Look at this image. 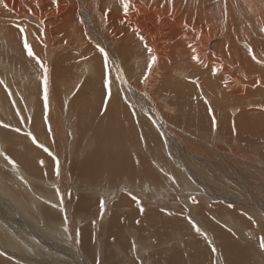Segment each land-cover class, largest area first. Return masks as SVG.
Returning <instances> with one entry per match:
<instances>
[{"label":"bare ground","instance_id":"bare-ground-1","mask_svg":"<svg viewBox=\"0 0 264 264\" xmlns=\"http://www.w3.org/2000/svg\"><path fill=\"white\" fill-rule=\"evenodd\" d=\"M30 1H32L31 5L29 3L27 4L26 2H21V7L16 11L9 5L6 6V8L4 7V11H6L7 13L9 12L12 15V18H18L20 20L19 22L16 21V27L19 26L20 28H24L28 42H32V47L36 48L37 52H42L40 56L45 60L43 62L44 67L51 68L50 63H52L56 51L57 59L61 60L60 50L55 48V46L53 47V45L55 44L58 45L55 39L60 40L64 46H67L68 44H80L79 41L81 40V36L83 35L84 38H87L88 42L90 41L92 43L88 47L92 48L91 52L95 56L96 64L94 68H96L97 73L95 76L97 79H101L103 70L101 64H103V59L100 55H98L99 50L96 46H100L101 48L105 49H109L111 48V46H113L115 52H108V54L110 55L109 63L114 67V76L118 78V70L119 72H121L120 70H122L123 64L124 68L126 69V74L124 73V75L126 76L127 80L129 79L128 77L131 76L127 83H124L121 80L123 83V94L125 97H132L141 106L139 107L138 104L133 102V104L138 107L136 109H133L130 106H127L125 102L117 99V97L116 99H110L112 102L109 103L108 106H111L112 110L106 113L107 115L102 116L99 121H97L98 119L96 118L100 117L101 113L96 115L94 114V111L90 112V115L88 116L90 120L89 129H92H87L86 132L84 131V134H86L85 137H87V133H89L90 131L92 132L94 128L97 134L93 131V134L91 133L92 137H90L89 139L87 137V142L83 141L84 138L81 135V132L79 136L78 132L76 131V125H79V123L82 124L88 119H86L81 114H77V109H75L77 111H74V115H72V118L77 121L76 122L73 120L74 122H76V125L74 123L70 124V121L67 120L66 117L72 110L71 106H74V108H78V105H82L86 102V105L90 108L91 106H93V102L97 104L96 99L92 96V94L100 83L98 84L93 82L94 80H92V78H90L89 80H86V78H84L82 80V77L83 75H85V73L81 75L82 77L80 76L81 79L79 77L69 78L66 69L64 72L63 65L62 67L56 66V72L53 71V74H51V78H58L55 83V80H49L48 78H46L47 72L45 73L41 65L39 63H36L37 67L39 66L38 69H40L37 77L41 75L39 77L41 79V84H37V90L35 91L38 95H40V93L43 94L42 98H36V101L39 102L41 107L42 119L44 118V120H41L42 122L39 120V118H41V113L38 109L40 108L39 105H37V103H34V105L33 103H31V100H28L27 103L30 102V104H32L30 106L36 107V111L34 116L32 117L33 120H31V123L32 121L37 122L38 120L43 123V125L41 123L37 124H41V126H43L42 128L45 130L49 138L48 140H50V142H48L46 141V138L44 142L50 143V147L53 151V154L51 155H54V159L53 161H51L50 158V163H48L47 160L49 159H47L46 157V161H44L48 164H46V167H44L45 169H42L38 168V164L34 163L32 160H27L26 158H24V154L22 155V152L20 154L16 149V151H14L11 146L9 149L11 152L5 151V153L11 154L14 151L17 154L16 157L19 160L13 157L15 155L14 153H12L11 156L22 163L26 168H29V170L31 171L30 173L34 174L35 176L41 177V173L43 171L46 172V175H43L44 177L42 178L46 177L45 181L47 183V187L43 188L44 191L42 193L40 191V197L43 200L45 199L46 202L47 200H56L57 197V204H55L54 201L52 204V208L48 203H45V205L47 204L48 208V214L46 216L48 222L49 219L51 221H54L55 219L57 220L60 216L61 219L62 217L67 218L69 216L70 211L72 210L68 202V192H70V198L74 202V204L72 203L70 205H73L71 206L72 208L75 207V213L73 215L75 216V218L72 220V222L70 221V223L67 220V226L63 224V222L61 223V225L57 222L58 224L56 225L57 229L61 232V234L59 233L61 236H71V239L69 237V242H71L73 245L70 244L71 246H69L71 248H75L76 252L77 250H79L80 252V247L77 245L78 238H76V233L79 230L85 233L86 231L83 229H88L94 235H96L101 243L100 244L98 242L99 246H103L101 237L96 232V222L91 220V218L98 219L99 216L105 217L106 213L110 210L113 212V207L108 206L112 203L111 198H123L124 196H126V193L131 186L140 187V190L137 191V196L139 194H147L143 193V189H145L146 191L151 190L149 198L145 196H143L142 198L145 200V202L147 200H151L158 205H160L161 200L163 202L167 201L165 199L164 193L163 195L161 194L160 188L167 187L169 189H172L173 191H178L176 186H178L179 184L186 188L187 192L189 191V188L186 187L190 183L189 179L187 180L186 174L182 172L183 170L181 171L179 167H175L172 164V161L167 160V155L163 153L165 151L161 149L160 142H158L160 137L153 127V124L150 123V121H152V123L154 124L168 128L173 127L172 123L176 124L177 122H184L187 119L190 127V123H198L197 126L200 123L202 126H199V129L201 128L202 130H205V132H208L207 134L210 133L211 136L214 137V139L222 138V159L218 156H215L214 154H206L209 159H213L214 164L217 159H221L219 162L222 163V168L220 167V169H222V178L216 175V178H210L211 175L207 176L204 173V169L201 166L195 164L194 160L180 154L182 151L180 153L177 151L179 147L177 149L174 148L175 150H173V153L175 154L174 157L176 159L178 155H181L185 158V163H188L192 167L193 165H195V167L199 168L202 177H207V181L209 183L218 187V189L222 191V194H226L228 196L227 198L221 197V194L218 195V193L213 192V190L207 191L204 187L206 193L208 194H206V198H202L200 195H198L197 197L204 203L208 202L210 199H218L220 200V202H222V212L216 210L215 208H212V206L208 207V205L207 209H202V207L201 209L207 213V222L209 220L210 222L214 223L218 220L219 224L222 223V227L226 224L229 232L221 229L220 227H217L215 223L210 228V223H208V227H205L211 233L214 232L216 234V240L206 241L204 235L202 236L201 234L197 233V231L193 229L188 222H182L179 219H176L177 217L175 218L176 220L173 218H169V216L174 217L173 210L165 213L167 215L156 212L154 210L155 208H147L149 211H143V213H141L137 202L131 197V199L129 200L131 208L126 217H123L119 214L116 215L113 212V235L116 234V241L117 239H119V241L121 242H116L114 244L113 240H111L110 243L106 241V246L104 248L102 247L103 253L109 255L110 257L109 249H112L114 251L116 250V248L123 250V252L121 251L122 253H118L117 260L111 264H213V262L219 264L218 261L220 262V264H264V255L260 253L258 248H252L251 246L253 241L254 243L256 242L255 245H259L260 240L256 241V238L260 235L257 234L260 233L258 231L259 227H261V224L263 225L262 227H264V155L261 151H258L264 149V40L261 38V36H259L260 31H257V28H261L260 23L264 18V0H239L240 8L235 7L236 11L241 10V14L243 12V9L247 11L248 14V16L243 15V17H238L239 15L237 16L242 25V35H246V37L249 36L250 32H248V30H250L252 34L259 37L257 38L259 39L257 41H255L253 38V40H251L250 38H239L235 32L239 28L238 26H236L238 27L236 30L232 29L233 21H230L231 16H228V14H231V11H227L231 7V3L229 0H225V2L224 0L222 1L224 3L221 5V8L222 10L224 9V11L220 10L222 13L220 15L218 13V15H215L217 16L215 18L219 19L218 26L213 22V19L215 18L214 16H212L213 14L211 15V12L208 10V8L202 7L203 5H200V0H190V2L193 3L192 6L194 8L192 9L193 16L191 14L192 17L190 16V18H188V15L185 14V16H182L180 11L181 9L179 10L176 5V0H128L130 8L127 15H125L122 10L121 0H63L67 2V6L69 4L71 5V7L73 5L77 7V5L81 3L80 5L83 7V12L81 13V15L85 18L84 22L86 25H84L86 28L82 26L83 22L78 21L77 14H74L71 18L67 15L69 17V19L66 20L68 25L65 24V29H60V32L57 31L58 29H56L58 33H55L56 31L50 32L51 29L49 25L51 23H47V19H44L45 17H40L43 10L41 5V2L43 0L41 2L39 0ZM38 1L40 3L39 6L36 5ZM61 1H57L56 5H59L58 3ZM8 2L9 4H11V0H8ZM49 2L51 4V1ZM187 2L189 1H186V3ZM28 5L34 7L35 9H30ZM56 5L53 4V6ZM80 9L81 8L79 7V11ZM105 13H107V15H105ZM249 16L254 17L253 19L256 20V26L254 23V25L252 26V22ZM87 20L92 21L94 27H92L91 25L92 22L88 23ZM74 22H78L77 24L79 26H76L77 29L72 27ZM119 22L120 25H118ZM16 27L11 24H0V29L5 28L4 30L2 29L3 33L5 31L6 36L11 37L12 39L16 38L15 42H17V39L19 37L18 31L20 29H17ZM112 29H114V31H111V33L110 30ZM37 35H39V37ZM5 43L7 44L6 40ZM9 48H11V46ZM66 48L68 49V47ZM21 52H23V50ZM152 56L156 57L155 62H152ZM253 56H255V59H253ZM75 57L78 59L81 58L82 60L84 59V56L80 53H78ZM0 60H2V58ZM46 60L49 61L46 62ZM117 63H119L120 66H118ZM149 64H151L150 69ZM1 65L2 63L0 64V66ZM133 66L134 71L130 70ZM1 67L3 68V66ZM85 68L87 71L90 69L89 65H86V67H84L83 69ZM41 71L43 72V74L40 73ZM44 76L47 81L51 83L50 87L47 82L48 100L46 108L44 104ZM138 76L140 77V80H142L145 76L147 77V79L144 80V83H140V90L137 87L135 89V85H133V81H135ZM161 77H163L164 80ZM67 79H71L69 83L67 82ZM81 80L84 81V83L82 85H79L78 82ZM159 82H162L164 83L163 85H166L164 89H160L159 91L163 90L167 93H174L176 95L174 102H179L180 100V112H177L175 110L176 113H180V119L171 116L169 113V115L167 113L165 115H162V110L164 108H167L169 111H171L172 106L169 104L171 100L166 99V96V98L161 97L162 95L160 94V92L155 91L156 89L160 88L158 87ZM62 84H64V87L62 86ZM78 85L79 88H77ZM113 87L114 86H112V88ZM17 88H19V86ZM76 89L77 92L75 93ZM15 92L17 91H11L13 96L16 97L17 93L15 94ZM73 92L75 94L71 99L70 95L73 94ZM5 94L6 92H4L0 86V96L2 98H5ZM9 95H11L10 91H8L7 97H10ZM24 95L26 96L25 93ZM28 97L29 99L31 98L30 96H27V99ZM34 97L33 100L35 99ZM98 98H101V95H99ZM21 99H23V97ZM15 100H17L18 102V99ZM23 100L21 101L23 102ZM63 100L66 102L65 104H67L68 102V105L66 107L67 110L65 113L62 111L64 108L61 109V106L63 107L64 103ZM162 100L163 102L161 103H163V105L160 106L161 108H159V106L157 105H159V102ZM12 101H14V99ZM10 105H13L12 102H10ZM28 105L26 106L27 108ZM30 106L29 108H31ZM17 107L21 109L20 107L22 106L17 105ZM19 109L16 110L19 111ZM145 109H147V113ZM214 109H216V111H214ZM24 113H26V111ZM163 113L165 112L163 111ZM23 114L22 117L24 119L27 118L24 117ZM182 115H184V118L182 117ZM90 117H92V119H90ZM181 117L183 119H181ZM16 118L18 119V116ZM121 119H123V122L120 121ZM24 122L26 121L24 120ZM31 123L29 122V124ZM86 123H84V125ZM213 123H222V137L218 133H216V131L213 132ZM19 124L24 123L22 122ZM29 124L26 126H29ZM35 124H33V127ZM69 124L70 126L72 125L74 127L73 131L76 132L73 135H71L72 133L70 134L72 129L68 130V128H70ZM182 125L183 128L188 129V127H186L184 124H181V127ZM82 126L80 127L81 129ZM29 127H31V125ZM20 128L22 127L20 126ZM34 128L29 129L35 131ZM80 128L79 130H77L80 131ZM43 129L40 130L39 126L37 128V130L39 131H43ZM24 130H26V128ZM168 130L171 129L168 128ZM7 131L8 130L0 128V136H2L4 143L11 142L9 141V139H14L13 137H16L15 135L12 136L11 131L10 133H8ZM98 136H100L102 141L99 143V145H96L95 143ZM44 137L42 139H44ZM38 138H40V136ZM199 138H201V134ZM14 140L16 141V139ZM130 140L134 141H131L128 144ZM140 140L142 141L141 153L139 155V161L134 165L133 161L130 160V157L126 156V153L128 149L134 151L135 146L138 147ZM242 142L249 143L245 145ZM4 143H1L3 152L6 145ZM81 143L83 145L82 148ZM206 143L209 144V141H206ZM43 145L45 144L43 143ZM70 145L72 146L70 147ZM7 146H9L8 143ZM21 146L22 145H20V149L23 151ZM198 146L199 144L197 145V147ZM170 147H174V145H170ZM170 147L168 146V148ZM113 148H115L116 150L113 151ZM157 149L161 152L160 156L164 157V160L163 158L161 159L160 157H156L158 156L156 154V152H158ZM25 150L26 149L24 148V151ZM203 150H201V152ZM152 151L155 152V154H153ZM36 152H39V156L41 157L44 153V151H42V153L37 150ZM65 152L68 155H66ZM124 154L125 157L123 160L122 156H124ZM65 155L67 156L66 158H64ZM49 156L50 155H48V158ZM117 156L120 157L117 159ZM5 157V155L2 156V154H0V192L11 191L13 187L12 181L18 176V173L12 170V168H15V166L10 163V160V162L8 160H5ZM133 158L136 160L135 153H133ZM66 159L69 160L70 163V165L68 164L70 166L68 172L73 176V178L70 180H68L67 177L68 172L66 173V170H64V164H67ZM129 161L133 164V166L129 163ZM244 164L247 167H244ZM57 165L59 167V175H57ZM68 165L66 167H68ZM157 165L159 167H156ZM62 167L63 170H61ZM86 167L89 168V170L93 174L100 176L91 174ZM97 167H103L102 171H99ZM105 167L108 168L107 172L105 170ZM150 167H152L153 171L150 169ZM16 170L18 171L19 169ZM25 170L26 169L24 168V171ZM84 170L89 174V178L93 180H97L100 177H103L94 187V197L92 202L89 201L86 188L89 182L87 173ZM110 171L125 173L128 176L132 177L134 182H127V179H124L125 181H117L116 183H114L109 180L110 175L103 174ZM160 172H165V175L170 176V178L167 179L166 177V179H164L165 185L161 183L162 186L159 187V184L154 182L160 181V176L157 174ZM148 173L150 175H153V177L156 178V181H148L147 183H149V185L142 186L141 183H144L146 181L140 182L141 179L137 176L139 174L145 175ZM54 176L55 178L52 179ZM62 176L63 180L62 182H60L59 180ZM180 179L184 181L183 183H185L186 186L180 183ZM203 179L206 181L205 178ZM230 180L238 182V184L234 182L231 183ZM202 182L205 183L204 181ZM50 183L52 184L51 186H49ZM113 183L114 185H109ZM17 184L19 183H14V186H16ZM118 188L122 189V191L117 190ZM57 190L59 191V195H57ZM197 191H195L196 194ZM199 191L201 194L205 192H202L201 190ZM7 195H10L13 199H15L17 193L14 190L12 193L6 194L5 196L7 197ZM189 196L190 193L186 196L182 195L183 199L181 200L184 203L183 205L190 207L189 210L191 214H189L191 216L189 217L191 218V220L194 222H200V217H197V215L193 212L197 211L196 208H198L199 204L196 206L195 204L197 203L194 204L192 202H188ZM246 196H249V200H246ZM29 198H32L31 195ZM101 199H105L106 201L103 211H101L100 208ZM241 199L246 201L241 202ZM25 202H28V200H25ZM220 202L213 204L221 206V204H219ZM227 202L233 203V205L235 206L227 205ZM14 203L22 205L24 204V201L14 200ZM227 206L233 208H228ZM239 208L247 213L249 215V219L252 220L250 226L244 230L239 226L236 220ZM2 209H4V207ZM21 209L22 211L27 210V208ZM51 209L56 210H54V212L52 211V213ZM201 209L199 208L200 211ZM62 210H65L68 213H64ZM62 212L66 215H61ZM72 214H70L71 217ZM195 216L197 218H194ZM84 217L88 218L85 219ZM136 221H139V223L137 224ZM17 224L18 223L12 219H8L7 221L0 220V253L3 254L5 252L8 255L25 261L24 264H47L48 262H50L52 260V256H54V252L59 250V247L56 245L52 246L43 239H40V242L43 243L41 244L44 246V248L50 245L52 248L54 247L56 249L54 251H51L49 249V251H46L43 249H39L37 246L29 245L27 241H25L23 238H21L20 235H18L19 230L17 228ZM204 224H206L205 221L204 223H202V225L204 226ZM65 227L68 228L67 231H65ZM135 229L139 231L137 232L139 239L136 237V243L139 244L140 247L136 251V254L134 253V251L132 252L130 248L129 250L134 253L130 254L128 253V248L130 246L124 245L126 241H124L123 237H125V233L129 235V231L135 232ZM28 230L30 232L32 231L31 229ZM254 230H257V232ZM53 234L57 236V232L54 231ZM131 235L135 236V234ZM160 235L167 240L169 238L174 239L176 241V244L174 246H170L168 245V243H163L166 246L164 250L156 251L153 257L147 258L141 251L143 250L142 242L144 241L146 243H150V241L154 242V240L159 241L158 238ZM261 235H263L264 239V229ZM79 239L81 242L83 241L81 247L84 249L86 254L88 253V258L93 261L92 263L102 264V255L97 259V253L91 245L92 239L90 232L88 231L85 237L80 235ZM130 240L128 241L129 245ZM242 242H245L246 244L244 245ZM44 243H47V245ZM181 243H183L184 245L180 246ZM37 244L38 243H36V245ZM24 248L38 255L40 259L31 260L29 256H27L26 254H22ZM179 250L181 252H179ZM41 251L46 252V255ZM186 256L188 260L185 259ZM83 260L85 261L86 259L84 258ZM85 264L88 263L86 262Z\"/></svg>","mask_w":264,"mask_h":264},{"label":"rangeland","instance_id":"rangeland-1","mask_svg":"<svg viewBox=\"0 0 264 264\" xmlns=\"http://www.w3.org/2000/svg\"><path fill=\"white\" fill-rule=\"evenodd\" d=\"M21 0H11V4H9V2H8V0H0V24L1 23H3V24H11V25H14L15 27H16V21L17 22H19L20 20L18 19V18H12V15L8 12H6V11H4V9L6 8V6H11L15 11L16 10H18V8H20L21 7V5H20V3L21 2H23V3H29L30 5H31V3H32V1H30V0H22L21 2H20ZM28 1V2H27ZM40 2L42 1V0H39ZM39 1H38V3L36 4V5H40V3H39ZM49 1H51V4H52V6H51V4H50V2ZM57 1H59V0H55V2L54 1H52V0H43L42 2H41V5H42V13H41V15H40V17L41 18H44V19H47V23H51L50 25H49V27H50V32H55L56 31V29H58L57 31H59L60 29H65V26L66 25H68V23H67V19H69V17L71 18L74 14H77V17H78V21H80V22H83V27L84 28H86L85 27V18L81 15V13L83 12V7L80 5L81 3H79V5H77V7L76 6H72L71 7V5H69L68 4V6H67V2H65V1H61V2H59L58 4L59 5H56L57 4ZM186 1H189V2H187L186 3ZM223 0H200V5L202 6V7H206V8H208V10L211 12V15L212 16H214V18L215 17H217V16H215V15H220L222 12L220 11V10H222V8H221V5L225 2V0H224V2H222ZM230 1V3H231V7H230V9H228L227 11H231V14H228V16L231 18V20L230 21H233L232 22V29H234V30H236L238 27V29L235 31L236 32V34H237V36L239 37V38H242V39H247V38H250L251 40H255V41H257V40H259V39H257V38H259V37H257V35H254V34H252V32L250 31V30H248V32H250V35L249 36H247L246 37V35H242V31H243V29H242V25H241V22H240V20L238 19V17H243V15L244 16H248V14H247V11H245L244 9H243V12H242V14H241V10H238V11H236L235 10V7H239L240 8V4H239V0H229ZM2 2V3H1ZM44 2V3H43ZM53 2V3H52ZM176 2V5H177V7L179 8V10L181 11V14H182V16H185V15H188V18H190V16H191V14H192V16H193V10L192 9H194L193 8V3L192 2H190V0H176L175 1ZM211 2V3H210ZM215 4H214V3ZM222 2V3H221ZM233 2H234V4H233ZM219 3V4H218ZM44 4V5H43ZM45 4H46V6H45ZM53 4L54 5H56V6H53ZM61 4V5H60ZM30 5H28V7L30 8V9H35L34 7H32V6H30ZM179 5V6H178ZM186 5V6H185ZM233 5V6H232ZM59 6V7H58ZM65 6V7H64ZM5 7V8H4ZM44 7H46V8H44ZM79 7L81 8L80 9V11H79ZM243 7V6H242ZM221 8V9H220ZM63 9V10H62ZM184 9V10H183ZM47 11V12H46ZM66 11V12H65ZM222 11H224V9L222 10ZM53 12V13H52ZM57 12V13H56ZM65 12V13H64ZM213 12V13H212ZM233 12V13H232ZM240 12V13H239ZM45 15H44V14ZM46 13H48V14H46ZM79 13V14H78ZM216 13V14H215ZM218 13V14H217ZM185 14V15H184ZM241 14V15H240ZM51 15V16H50ZM69 17H68V16ZM233 15V16H232ZM239 15V16H238ZM14 16V15H13ZM52 17V18H50V17ZM54 16V17H53ZM191 16V17H192ZM238 16V17H237ZM49 17V18H48ZM61 17V18H60ZM81 17V18H80ZM55 18V19H54ZM64 20H63V19ZM249 18H250V20H251V22H252V26L255 24V26H256V20H254L253 18V16H249ZM14 19V20H13ZM50 19V20H49ZM62 19V20H61ZM49 20V21H48ZM57 20V21H56ZM12 21V22H11ZM14 21V22H13ZM87 22L89 23V22H92V21H90V20H87ZM213 22L218 26V24H219V19L218 18H215V19H213ZM239 22V23H238ZM60 23V24H59ZM62 23H63V25H62ZM78 23V22H77ZM76 22H74L73 23V28H76L77 29V27L79 26L78 24H77ZM238 23V24H237ZM254 23V24H253ZM66 24V25H65ZM76 24V25H75ZM85 24V25H84ZM91 24V23H90ZM263 24V25H262ZM59 25V26H58ZM92 27H94L93 25V22H92ZM118 25H120V22L118 23ZM75 26V27H74ZM77 26V27H76ZM116 26V25H115ZM236 26H238V27H236ZM260 26H261V28L259 27V29L257 28V31L260 33H258L259 34V36H261V38L264 40V32L263 31H261V29L263 28L264 29V18H263V21L261 20V23H260ZM49 27H47V28H49ZM57 27V28H56ZM59 27V28H58ZM234 27V28H233ZM17 29L18 28H20L19 26H17L16 27ZM3 29V28H2ZM0 29V40L2 41H0V44H1V46H0V57L2 58V60H0V62L2 63V65L1 66H3V68L0 66V86H1V88H2V90L4 91V92H6V96H5V98H2L1 96H0V128L1 129H4V130H8L7 132L8 133H10V131L12 132L11 134H12V136H16V137H13L14 139H16V141L18 142H16L14 139H9V141H11V142H6V143H4V140L2 139V136H0L1 138H0V154H2V156L3 155H5L6 157H5V160H10L9 162L11 163V164H13L14 166H15V168H12V170L13 171H15V172H17L18 173V176H17V178L15 179L14 178V180L12 181L13 182V187H12V189H11V191H3V192H0V220H4V221H7L8 219H12V220H14L15 222H17L18 224H17V228H18V232H19V234L18 235H20L21 236V238H23L25 241H27L28 242V244L29 245H34V246H37L39 249H43V250H46V251H49V250H51V251H54L56 248H52L50 245H48V247H45L44 248V246L42 245L43 243L42 242H40V239H43V240H45L48 244H51L52 246H58L59 247V250H57V251H55L54 252V256H52V260L50 261V262H48L47 264H85L86 262L89 264H96V263H92L93 261L90 259V258H88L89 257V255H87L86 253H85V251H84V249L81 247V245H82V243H83V241L81 242L80 241V235H82L83 237H85L86 235H87V233H88V231L90 232V234H91V239H92V242H91V245H92V247H93V249L95 250V252L97 253V259L102 255V261H101V263L102 264H111V263H113V262H115L116 260H117V255H118V253H122L123 252V250H120V249H117L116 248V250L114 251V250H112V249H109V252H110V257H109V255H107V254H105V253H103V251H102V249L106 246V241H108L109 243L111 242V240H113L114 241V244L116 243V242H121V241H119V239H117V241H116V237H117V235L116 234H114L113 235V212L117 215V214H119V215H121V216H123V217H126L127 215H128V213H129V211H130V208H131V206H130V204H129V200L131 199V197L133 198V196H135L137 199H138V201H139V208H140V206H142L143 207V209H144V211H149L147 208H155L154 210L156 211V212H160L161 214H165V213H168V212H170L171 210H173L174 211V217H171V216H169V218H173V219H175L176 217V219H179L180 221H182V222H188L189 224H190V226L193 228V229H195L194 227H193V223H191L190 222V220H189V216H191L190 214V210H189V208L190 207H188V206H184L183 204V202H182V200L181 199H183L182 198V195L184 196H186L187 194H189L190 193V196H189V198H188V202H192V198H195V200H196V203L197 204H195L196 206L198 205V208H196V210L198 211H193L194 212V214H196L197 215V217H200V222H195V225L196 226H198L201 230H202V232L203 233H205L206 234V236L204 235V237H205V240L206 241H215L216 240V234L213 232V233H211L209 230H207V228L205 227V226H207L208 227V223H210L209 225H210V228H211V226L212 225H214V223H215V225L217 226V227H220L221 229H223V230H225V231H228L229 232V230L227 229V227H226V224H225V226H223L222 227V223L221 224H219L218 223V220L217 221H215L214 223H212V222H210L209 220H208V222H207V220H206V212H204V210H202L203 208L204 209H207L208 207H211L212 206V208H215L216 210H219L220 212H222V202H220V200H218V199H210L208 202H206V203H204V202H202L197 196L198 195H200L202 198H206V191H205V189L208 191V190H213V192H215V193H218V195L219 194H221L220 196L221 197H224V198H227L228 196L226 195V194H222V191L220 190V189H218V187H216L215 185H213V184H211V183H209L207 180H208V178L207 177H202V175H201V173H200V170H199V168H197V167H195V165H193V167L191 166V165H189L188 163H185L186 162V160H185V158L183 157V156H185V157H189V158H191L192 160H194V163L195 164H197V165H199V166H201L203 169H204V173L208 176V175H211V177L210 178H212V177H215L216 178V176H219V177H221L222 178V169H220V167L222 168V163L221 162H219L221 159H222V138H220V139H214V137L213 136H211V134L209 133V134H207L208 132H205V130H202L201 128L199 129V126H202L200 123H199V125L197 126V124L195 123V124H192V123H190L191 124V127H190V125H189V123L187 122L188 120L186 119V117H185V121L183 122H177L176 124L175 123H172V126L173 127H168L169 129H171V130H168V128L167 127H164V126H159V125H157V124H154V123H152V121H150V123L151 124H153V127L155 128V130H156V132L158 133V135H159V137H160V139H159V141L158 142H160V145H161V149H163L165 152H163L165 155H167V160L168 161H172V164L175 166V167H179L180 168V170L182 171V172H184L185 174H186V176H187V180L189 179V184H188V186H186L185 185V183H183L184 181H182V179H180L179 181H180V183H182V184H184L187 188H189L188 190L190 191H188L187 192V190H186V188H184L182 185H179L178 184V186H176L177 187V190L178 191H173L172 189H169V188H160V191H161V194L163 195V193H164V195H165V199L167 200L166 202H163L162 200H161V203H160V205H158L157 203H155L154 201H151V200H147L146 202H145V200L142 198L143 196H145V197H150V192H151V190H145V189H143L144 190V192L143 193H147V194H139L138 196L136 195L137 194V191H139L140 190V187H138V186H131L129 189H128V191H127V193H126V196H124L123 198H120V199H116V198H111V204L110 205H108V206H110V207H113V212L110 210L109 212H107L106 213V216L104 217V216H99L98 217V219H92L91 218V220H93L94 222H96V232H97V234L98 235H100V237H101V241H102V243H103V246H99V243H100V240H99V238H97L96 237V235H94L90 230H88V229H83V230H85L86 232L84 233V232H81L80 230L79 231H77V233H76V238H78V242H77V245L80 247V252H79V250H77V252L78 253H80V254H78L77 252H76V250H75V248H71L70 246V244H72L71 242H69V237H70V239H71V236L70 235H68V236H66V235H64V236H61L60 234H61V232L57 229V224L58 223H60V225H61V223L63 222V224H65L64 223V221H65V217H62V219L59 217L58 219H60V220H54V221H51L50 219H49V222L47 221V219H46V216H47V214H48V208H47V204L45 205V203H48L49 204V206L52 208V204H53V202L55 203V204H57L56 202H57V197H56V200L54 199V200H47V202L45 201V199L43 200L40 196V191H41V193L44 191L43 190V188H45V187H47V183H46V181H45V178H42V177H44L45 175H46V172H44L43 170V172L41 173V177H39V176H35L34 174H32V173H30L31 171L29 170V168H26L22 163H20L19 161H17L16 159H14V158H17L16 156H17V154L14 152V151H16L17 150V152H19L20 154H21V152H22V155H23V157L24 158H26L27 160H32L34 163H36V164H38V168H42V169H45L44 167H46V164H48V163H50L49 161H50V158H51V161H53V159H54V155H51V154H53L52 152V149H51V145H50V143H45L44 141H45V139H46V141H48V142H50V140H48L49 138H48V136H47V134H46V132H45V130L42 128L43 126H41V124L43 125V123H41L42 121L41 120H44V118L42 119V111H41V107H40V104H39V102L38 101H36L37 99H41L42 98V93H40V95H38L37 94V92L35 91V90H37V84H41V79L39 78V77H37L38 75L37 74H39V71H40V69H38L39 68V66L37 67V65H36V60L38 59L39 61H41L42 63L45 61L43 58H41V56H40V54H42V52H37V49L36 48H34V47H32V42L30 43V42H28V40H27V43L29 44V46H30V48H31V50L32 51H34L33 53L35 54V58H33V57H29L28 56V49H26V48H24V46H23V38H22V35H24V34H21V33H19L20 31H18V34H19V37H18V39H17V42H15L16 40V38L13 40L11 37H9V36H6V34H5V31H4V33H3V30L5 29ZM55 32V33H58V32ZM111 31H114V29H112V30H110V32ZM2 32V33H1ZM60 32V31H59ZM263 32V33H262ZM112 33V32H111ZM26 34V33H25ZM82 35V34H81ZM3 36V37H2ZM38 37H39V35H37ZM2 37V38H1ZM21 37V38H20ZM82 38H81V40L79 41L80 42V44L79 43H75L74 45H65L66 47H68V49L61 43V41L60 40H57V39H55V41L57 42V44L59 45H53V47L55 46V48H57V49H59L60 50V57H61V60H58L57 59V56H56V53H57V51L55 52V55H54V59L52 60V63H50V65H51V68H46L48 71H47V75H46V78H48L49 80H55L54 82L56 83V80L58 79H54V78H51V74H53V71L54 72H56V70H57V67L56 66H58V67H62V65H63V67H64V72H65V69H66V71H67V75H68V77L69 78H80L81 79V75H83L84 73H85V75H83V77H82V80L84 79V78H86V80H89L90 78H92V80H94L93 82H95V83H100L97 87H96V90L93 92V94H92V96L96 99V103L97 104H95L93 101V103H92V105L93 106H91L90 108L86 105V102L84 103V104H82V105H78V108L76 107V108H74V106L72 107L71 106V108H72V110H71V112H70V114L68 113V116L66 117V119L67 120H69L70 122V124L72 123H76L77 121L74 119V118H72V115H74V111L76 112L77 110H78V112H77V114H81L82 116H84L86 119H88L89 120V115H90V112H92V111H94V114H96V115H98V114H100L101 113V116L100 117H98V118H96V119H98L97 121H99L100 120V118L102 117V116H104V115H107L106 113H108L110 110H112V107L111 106H108V104L109 103H111L112 101L110 100V99H116V97H117V99H119V100H121V101H123V102H125V104H127V106H130L131 108H133V109H136V108H138V107H136L134 104H133V102H135L136 104H138L136 101H135V99H133L132 97H125L124 96V94H123V88H122V85H123V83H122V81H124V79H126L127 80V78H126V76L124 75V73L126 74V69L124 68V66H123V64H122V70H120L121 72H119V70H118V78H116L114 75V67L113 66H111L110 65V63H109V61H108V67H107V71L110 73V79L112 80V86H114L113 88H112V86H111V91H110V94H105V93H107V89L105 88V81H104V79H103V77L101 78V79H97L96 78V68H94L95 67V64H96V62H95V56L92 54V48H89L88 46L90 45V44H92L90 41L88 42V40H87V38H84L83 37V35L81 36ZM3 38H4V40H3ZM12 39V40H9V39ZM253 38V39H252ZM26 39H27V35H26ZM87 41H86V40ZM5 40H6V42H7V44L5 43ZM9 40V41H8ZM21 42V43H20ZM8 43H9V47L11 46V48H9L8 47ZM12 43V44H11ZM20 43V44H19ZM4 44V45H3ZM18 44V45H17ZM24 48H22L21 46ZM85 45V46H84ZM4 46V47H3ZM5 46H6V48H5ZM71 46V47H70ZM83 46V47H82ZM111 46V45H110ZM19 47H21V48H19ZM62 47V48H61ZM82 47V48H81ZM97 48H98V50L101 48L100 46H96ZM112 47L113 46H111V48H109V49H105V48H103V49H105L106 50V52L108 53H114L115 52V50H114V47H113V49H112ZM4 48V49H3ZM7 48H9V49H7ZM17 48V49H16ZM71 48V49H70ZM80 48V49H79ZM86 48H87V50H86ZM36 49V50H35ZM82 49V50H81ZM91 49V50H90ZM3 50V51H2ZM6 50V51H5ZM23 50V52H21ZM90 50V51H89ZM112 50V51H111ZM19 51V52H18ZM67 52V53H66ZM7 55H6V54ZM18 53V54H17ZM20 53V54H19ZM78 53H80V54H82L83 56H84V59L82 60L81 58H76L75 56L78 54ZM11 54V55H10ZM65 54V55H64ZM89 54V55H88ZM98 55H100L101 56V58L103 59V57H102V54H101V52L100 51H98ZM21 56V57H20ZM108 56L110 57V55L108 54ZM5 57V58H4ZM7 57V58H6ZM41 59H40V58ZM56 57V58H55ZM0 58V59H1ZM28 59V60H27ZM115 59V58H114ZM35 62H34V61ZM57 60V61H56ZM64 60V61H63ZM49 61V60H48ZM47 60H46V62H48ZM58 61H60V62H58ZM86 61V62H85ZM94 61V62H93ZM5 62V63H4ZM54 62V63H53ZM56 62V63H55ZM84 62V63H83ZM102 62H103V60H102ZM0 63V64H1ZM86 63V64H85ZM34 64V65H33ZM5 65V66H4ZM49 65V66H50ZM53 65V66H52ZM86 65H89V67H90V69L87 71L86 70V68L85 69H83L84 67H86ZM102 65V67H103V64H101ZM117 65L118 66H120L119 65V63H117ZM83 66V67H82ZM56 67V68H55ZM9 69V70H8ZM112 69V70H111ZM123 69H124V72H123ZM22 70V71H21ZM38 70V71H37ZM130 70H132V71H134V66L130 69ZM40 73H42L43 74V72L41 71ZM58 73V72H57ZM10 74V75H9ZM130 74V73H129ZM7 75V76H6ZM23 76V77H22ZM81 76V77H80ZM87 76V77H86ZM121 76L123 77V79H121ZM44 78H45V76H44ZM129 79L131 78V76H129L128 77ZM163 80H164V78L163 77H161ZM129 79L127 80V82L129 81ZM70 80L71 79H67V82L69 83L70 82ZM79 81L78 83H79V85L81 84H83L84 83V81ZM92 80H90V81H92ZM122 80V81H121ZM162 80V81H163ZM48 82V84H49V86L51 87V83L49 82V81H47ZM82 82V83H81ZM135 82V83H134ZM140 83H141V80H140V77L138 76L136 79H135V81H133V85H135V89H136V87L137 88H139V90L141 89V87H140ZM102 84V85H101ZM164 83H160L159 82V84H158V87H160L159 89H156L155 91H159L160 89H164L165 88V86L166 85H163ZM79 85H78V87L77 88H79ZM120 85V86H119ZM19 86V88H17ZM62 86L64 87V84H62ZM104 86V87H103ZM117 86H119V87H117ZM141 86H142V84H141ZM103 87V88H102ZM36 88V89H35ZM76 88V87H75ZM106 90H105V89ZM17 89V90H16ZM21 91H20V90ZM23 89V90H22ZM129 89V88H128ZM103 90V91H102ZM106 92H105V91ZM8 91H10V94L12 95H9L10 97H7V94H8ZM11 91H17V92H15V94H16V97L15 96H13V94L11 93ZM19 92V93H18ZM26 94V96L24 95V93ZM36 92V93H35ZM77 92V89H76V91H75V93ZM112 92V93H111ZM160 92V94L162 95L161 97H163V98H166V99H169V100H171L170 101V105L172 106V110L171 111H169L167 108H164L163 110H162V115H165L166 113L168 114H170L171 116H174V117H176V118H178V119H180V117H179V115H180V113L178 114V113H176L175 112V110L177 111V112H180V109H181V105H180V100H179V102H174V100H175V98H176V95L174 94V93H167V92H164L163 90H161V91H159ZM158 92V93H159ZM74 92H73V94H71L70 95V98L72 99L73 98V95L75 94ZM166 93V94H165ZM28 94V95H27ZM30 94V95H29ZM171 94H173V95H171ZM33 95V96H32ZM99 95H101V98H98V96ZM27 96H30L31 98L29 99V97H28V99H27ZM34 96H36V97H34ZM166 96V97H165ZM8 99H7V98ZM23 97V99H21V98ZM33 97L35 98L34 100H33ZM107 97V98H106ZM119 97V98H118ZM169 97V98H168ZM14 99V101H12L13 99ZM37 98V99H36ZM103 98V99H102ZM121 98H123V99H121ZM129 98V99H128ZM174 98V99H173ZM15 99H18V102H17V100H15ZM20 99V100H19ZM26 99H27V101H26ZM128 99V100H127ZM7 102H6V101ZM21 100H23V102L21 101ZM28 100L30 101L31 100V103H37V105H39V107L40 108H38L39 110H40V113H41V118H39V120L41 121H35L36 122V124H35V122L34 121H32V123H31V120H33V116H34V114H35V111H36V107H32V106H30V105H32V104H30V102L29 103H27L28 102ZM100 100V101H99ZM12 102V106L14 107V108H16V109H19V107H17V105H19V106H22V107H20L21 109H19V111H20V113H19V111H17L16 109H14L11 105H10V102ZM20 101V102H19ZM33 101V102H32ZM99 101V102H98ZM15 102V103H14ZM63 107L61 106V109H63L62 111L65 113L66 112V107H67V105H68V102H67V104H65L66 102L63 100ZM161 102H163V100L162 101H160L159 102V105H157V106H159V108H161L160 106H162L163 105V103H161ZM174 102V103H173ZM173 103V104H172ZM177 103H179V104H177ZM15 104H17V105H15ZM23 104H24V106H23ZM29 104V105H28ZM44 104H45V102H44ZM176 104V105H175ZM28 105V108L26 107ZM35 105V104H34ZM86 105V106H85ZM29 106L31 107V108H29ZM138 106L139 107H141L139 104H138ZM27 109H26V108ZM87 107V108H86ZM175 107V108H174ZM33 108H34V110H33ZM176 108H178V109H176ZM22 109H23V111H22ZM29 109V110H28ZM75 109H77V110H75ZM81 109V110H80ZM83 109H85V110H83ZM146 110V113L148 112L147 111V109H145ZM26 111V113H24ZM28 111V112H27ZM31 111H33V112H31ZM85 111V112H84ZM87 111V112H86ZM163 111L165 112V113H163ZM214 111H216V109H214ZM31 112V113H30ZM84 112V113H83ZM172 112V113H171ZM174 112V113H173ZM23 114V116L24 117H27V118H23L22 117V114ZM20 114V115H19ZM27 116H26V115ZM29 114V115H28ZM87 114V115H86ZM168 114V115H169ZM177 114V115H176ZM156 115V114H155ZM18 116V119L16 118V117ZM45 116H46V111H45ZM95 116V115H94ZM157 116V115H156ZM178 116V117H177ZM181 116V115H180ZM182 117L184 118V115H182ZM181 117V119H183ZM16 118V119H15ZM21 118V119H20ZM30 120H29V119ZM13 121H12V120ZM27 119V120H26ZM90 119H92V117H90ZM16 120V121H15ZM24 120L26 121V122H24ZM76 121V122H74V121ZM88 120H86V121H84V123H86L85 125H84V123H82L83 124V126H82V124H80L79 123V125H76V131L78 132V134H79V136H80V132H81V135L83 136V141H86V140H88L90 137H92V135H91V133L93 134V131L96 133V131H95V128L93 129V131L91 132H89V133H87V137H88V139H87V137H85V135L86 134H84L85 132H86V130L87 129H89V127H90V124H89V122H90V120L88 121ZM123 119H121L120 121H122ZM18 121H19V123H24V124H19L18 123ZM22 121V122H21ZM29 122L31 123V124H29ZM123 122V121H122ZM29 124V126L31 125V127H29V126H26V125H28ZM37 123H41V124H37ZM15 124H16V126H15ZM33 124H35V125H37V126H35L34 125V127H33ZM70 124H69V127L70 128H68V130L70 129H72V131H73V129H74V127L71 125L70 126ZM178 124V125H177ZM181 124H184L186 127H188V129H186V128H183V125H182V127H181ZM187 124V125H186ZM82 126V129L80 128L81 126ZM213 125V132L214 131H216V133H218L221 137H222V123H217V124H215V123H213L212 124ZM215 125V126H214ZM20 126L22 127V128H20ZM38 126H39V129L40 130H42L43 129V131H39V130H37V128H38ZM86 126V127H85ZM156 126H157V128H156ZM184 126V127H185ZM17 127V128H16ZM19 127V128H18ZM28 127V128H27ZM84 127V128H83ZM177 127V128H176ZM196 127V128H195ZM219 127V128H218ZM26 128V130H24ZM29 128H34V130L35 131H33L32 129H29ZM79 128H80V131H78L79 130ZM159 128V129H158ZM179 128V129H178ZM183 128V129H182ZM22 129H23V131H22ZM30 130V132H32V133H30L29 132V130ZM78 129V130H77ZM84 129V130H83ZM92 128H90L89 130H91ZM158 129V130H157ZM175 129V130H174ZM182 131H181V130ZM184 129H185V131H184ZM178 130H179V133H178ZM39 131V132H38ZM70 132V134L71 135H73L74 133H76L75 131H73V132ZM85 131V132H84ZM164 131V132H163ZM168 132V133H166V132ZM196 131V132H195ZM221 131V132H220ZM25 132V133H24ZM28 132V133H27ZM43 132V133H42ZM83 132V133H82ZM198 132V133H197ZM40 133V134H39ZM170 133H172V134H170ZM175 133V134H174ZM181 133V134H180ZM197 133V134H196ZM29 134H30V136H29ZM41 134H42V136H41ZM46 136H45V135ZM69 134V135H70ZM84 134V135H83ZM90 134V135H89ZM97 134V133H96ZM162 134V135H161ZM165 134V135H164ZM178 134V135H177ZM192 134V135H191ZM200 134H201V138H199L200 137ZM1 135V134H0ZM34 135H37V136H34ZM40 136V138H41V140H40V138H38L39 136ZM45 137H44V136ZM164 135V136H163ZM175 135V136H174ZM180 135H182V136H180ZM189 135V136H188ZM66 136H67V132H66ZM78 136V135H77ZM81 136V137H82ZM178 136V137H177ZM196 136V137H195ZM211 136V137H210ZM25 137V138H24ZM44 137V139H42ZM172 137V138H171ZM183 137V138H182ZM207 137V138H206ZM38 138V139H37ZM163 138V139H162ZM206 138V139H205ZM26 139V140H25ZM100 139V140H99ZM170 139V140H169ZM180 139V140H179ZM200 139H202V140H200ZM2 140V141H1ZM14 140V141H13ZM39 140V141H38ZM43 140V141H42ZM200 140V141H199ZM208 142L209 141V144L208 143H206V141ZM38 141V142H37ZM102 140H101V138H100V136H98L97 137V141H96V145H99V143L101 142ZM131 141H134V140H130L129 142H128V144L131 142ZM187 141V142H186ZM197 141V142H196ZM42 142V143H41ZM87 142V141H86ZM175 142V143H174ZM201 142V143H200ZM1 143H4V144H6L5 145V147H4V152H3V150H2V144ZM7 143L9 144V146H7ZM29 143H31V144H29ZM43 143L45 144V145H43ZM167 143V144H166ZM182 143V144H181ZM206 143V144H205ZM243 144H245V145H247L249 142H242ZM15 144V145H14ZM18 144V145H17ZM40 144H42V145H40ZM49 144V145H48ZM178 144H179V146H178ZM199 144V146L197 147V145ZM20 145H22L21 146V148L23 149V151L20 149ZM26 145V146H25ZM32 145V146H31ZM170 145H174V147H170ZM176 145V146H175ZM10 146L13 148V152L12 153H14L13 155V157L11 156L12 155V153L10 154H8V153H5V151H8V152H11L9 149H10ZM25 146V147H24ZM47 146H49L50 147V149H49V147H47ZM72 145H70V147H71ZM82 143H81V148H82ZM168 146L170 147V148H168ZM182 146H184V147H182ZM189 146V147H188ZM201 146V147H200ZM206 146V147H205ZM211 146V147H210ZM218 146V147H217ZM15 147H18V148H15ZM29 147V148H28ZM69 147V148H70ZM179 147V148H178ZM220 147V148H219ZM24 148L27 150V152H26V150L24 151ZM37 148V149H36ZM81 148H80V150H81ZM141 148H142V141L140 140V143H139V145H138V147H136L135 146V150L133 151V150H131V149H128V151H127V153H126V156H128V157H130V160H132L133 161V163H134V165L139 161V155H140V153H141ZM177 149V151L180 153L181 151V153L180 154H182L183 156H181V155H178V157H177V159L174 157V153H173V150H175V149ZM202 148V149H201ZM16 149V150H15ZM35 149V150H34ZM156 149V148H155ZM200 149V150H199ZM204 149V150H203ZM207 149V150H206ZM216 149H218V150H216ZM33 150V151H32ZM36 150L37 151H40V152H42V151H44V153H43V155H42V157L41 156H39V152H36ZM116 149L115 148H113V151H115ZM172 150V151H171ZM185 150V151H184ZM192 150V151H191ZM201 150H203L202 152H201ZM214 150V151H213ZM36 152V154H35V152ZM47 151V152H46ZM74 151H76V150H74ZM157 151L158 152H156V154L158 155V156H156V157H160L161 159L163 158V160H164V157H162V156H160V154H161V152L157 149ZM197 151V152H196ZM216 151V152H215ZM258 151H261L262 153H263V155H264V149H262V150H258ZM32 152V153H31ZM49 152V153H48ZM66 152H67V150H66ZM65 152V153H66ZM219 152V153H218ZM38 153V154H37ZM41 153V154H42ZM78 153V152H77ZM133 153H135V155H136V160L133 158ZM152 153L153 154H155V152H153L152 151ZM187 153V154H186ZM218 153V154H217ZM31 154H32V156H31ZM40 154V155H41ZM47 154V155H46ZM176 154H178V153H176ZM204 154V155H203ZM206 154H214L215 156H218L219 158H221V159H217L216 161H215V164H214V161H213V159H209L207 156H206ZM220 154V155H219ZM38 155V156H37ZM46 155V156H45ZM48 155H50L49 156V158H48ZM66 155H68L67 153H66ZM64 156V158H66L67 156ZM257 155V154H256ZM36 156V157H35ZM204 156V157H203ZM27 157H29V158H27ZM47 157V159H49V160H47V162H45L46 161V158ZM120 156H117L116 158L118 159ZM123 157V160H124V157H125V154H124V156H122ZM34 158V159H33ZM43 160H42V159ZM18 159V158H17ZM40 159V160H39ZM242 159V158H241ZM19 160V159H18ZM45 160V161H44ZM67 160V159H66ZM174 161H175V163H174ZM179 161V162H178ZM185 161V162H184ZM207 161V162H206ZM208 161H209V163H208ZM38 162V163H37ZM44 162V163H43ZM56 162V161H55ZM67 162V164L65 165L64 164V166H65V169L64 170H66V173L69 171V169H70V163H69V160H67L66 161ZM213 162V163H212ZM244 162V161H243ZM18 163V164H17ZM57 163V162H56ZM129 163L133 166V164L129 161ZM21 164V165H20ZM69 164V165H68ZM68 165V167H66ZM1 167V166H0ZM3 167H5V166H3ZM57 167H58V165H57ZM156 167H159L158 165L156 166ZM214 167H218L217 169L216 168H214ZM244 167H247L245 164H244ZM24 168L26 169L25 171H24ZM87 168V167H86ZM16 169H19L20 170V172H19V170L17 171ZM88 169V171L91 173V174H93L90 170H89V168H87ZM97 169L99 170V171H102V169H103V167H97ZM150 169L153 171V169H152V167H150ZM58 170H59V167H58ZM61 170H63V167L61 168ZM105 170H106V172H107V170H108V168L107 167H105ZM29 171V172H28ZM85 171V170H84ZM4 172V171H3ZM12 172V171H11ZM86 172V171H85ZM20 173V174H19ZM87 173V172H86ZM210 173V174H209ZM103 174H107V175H110V177H109V180L110 181H112V182H114V183H116L117 181H125L124 179H127L126 181L128 182H134L133 181V178L132 177H130V176H128L127 174H125V173H119V172H115V171H110V172H108V173H103ZM159 176H160V181H157V182H154V183H158L159 184V187L160 186H162V184L163 185H165V180L164 179H166V177H167V179L168 178H170V176H166L165 175V172H160V173H157ZM24 175V176H23ZM44 175V176H43ZM67 177H68V180H70V179H72L73 178V176H72V174H70L69 172L67 173ZM93 175H95V174H93ZM213 175V176H212ZM216 175V176H215ZM64 176V175H63ZM63 176L60 178V182H62V180H63ZM71 176V177H70ZM87 176H88V182H89V184L87 185V193H88V197H89V201L90 202H92L93 201V197H94V187L97 185V183L103 178V177H100L99 179H97V180H93V179H91V178H89V174L87 173ZM95 176H100V175H95ZM137 177H139L140 179H141V181L140 182H142V181H146V182H144V183H141V185L142 186H147V185H149V183H147L148 181H156V178H154L153 177V175H150L149 173L148 174H145V175H142V174H139ZM0 178H1V176H0ZM55 178V176L52 178V179H54ZM203 178H205L206 179V181L203 179ZM164 181V182H163ZM182 181V182H181ZM202 181H204L205 183H203ZM16 182H18L19 184H17L16 186H14V183H16ZM230 182L231 183H233L234 181H231L230 180ZM114 183L113 184H109L110 186H112V185H114ZM162 183V184H161ZM203 183V184H202ZM206 183H208V184H206ZM234 183H236V184H238V182H234ZM52 184L50 183V185L49 186H51ZM177 185V184H176ZM199 186V188H198V186ZM211 185V186H210ZM7 186V185H6ZM202 186V187H201ZM217 189H215L214 187ZM194 189H193V188ZM204 187H205V189H204ZM212 187V188H211ZM53 188V187H52ZM30 189V190H29ZM16 191V193H17V195H16V198L15 199H13L10 195H7V197L5 196L6 194H10V193H12L13 191ZM117 190H119V191H122V189H120V188H118ZM176 190V189H175ZM180 190V191H179ZM199 190H201L202 192L203 191H205L204 193H200V191L198 192ZM29 191H31V192H29ZM195 191H197V194H196V192ZM217 191V192H216ZM182 192V193H181ZM177 193V194H176ZM28 194H29V196H28ZM205 196H204V195ZM30 195H31V197L33 198H29L30 197ZM208 195V194H207ZM9 196V197H8ZM28 196V197H27ZM28 198V199H27ZM246 198V200H249V196H246L245 197ZM97 199H98V197H97ZM197 199H198V201H197ZM14 200L16 201V200H23L24 201V204H22V205H18V204H15L14 203ZM25 200L27 201L28 200V202H25ZM191 200V201H190ZM211 200H213V201H211ZM246 200H243V199H241L240 201L241 202H243V201H246ZM136 201V200H135ZM181 201V202H180ZM214 201H216V202H214ZM68 202H69V206H70V208L72 209L71 211H70V214H72V217H71V215L69 214V216L68 217H70V218H68L67 217V220L69 221V223H70V221L72 222V220L75 218V216H73L74 215V213H75V207L74 208H72L71 206H73V205H70V204H74V202L72 201V199L70 198V192H68ZM137 202V201H136ZM163 202V203H162ZM218 202H220L219 204H221V206H218V205H214L213 203H218ZM27 203V204H26ZM182 203V204H181ZM193 203V202H192ZM181 204V205H180ZM227 205H232V206H235V205H233V203H229V202H227L226 203ZM14 205H16V206H14ZM207 205H208V207H207ZM48 206V207H49ZM184 206V207H183ZM4 207V209H2V208ZM186 207V208H185ZM201 207H202V209H201ZM228 207V206H227ZM21 208H27V210L26 211H22V209ZM120 208V209H119ZM199 208L201 209V211L199 210ZM228 208H233V207H228ZM146 209V210H145ZM184 209V210H183ZM185 209H187V210H185ZM54 210H56V209H54ZM54 210L53 209H51V212L53 211L54 212ZM58 210V209H57ZM64 213L65 212H67V211H65V210H62ZM52 212V213H53ZM63 212L61 213V215H66V214H63ZM189 214H187V213ZM200 212V213H199ZM2 213V214H1ZM5 214V216H4V214ZM68 213V212H67ZM177 213V214H176ZM199 213V214H198ZM203 213V214H202ZM171 214V213H170ZM165 215H167V214H165ZM7 216V217H6ZM1 217H3V218H1ZM6 217V218H5ZM196 216L194 217V218H197ZM205 217V218H204ZM85 219L86 218H88V217H84ZM175 219V220H176ZM63 220V221H62ZM141 220V219H140ZM236 220H237V223L239 224V226L244 230V229H247L249 226H250V224H251V222H252V220L251 219H249V215L247 214V213H245L241 208H239L238 209V215H237V217H236ZM60 221V222H59ZM92 221V222H93ZM192 221V220H191ZM204 221L206 222V224H204V226L202 225V223H204ZM56 222V223H55ZM58 222V223H57ZM93 222V223H94ZM202 222V223H201ZM12 224H14V223H12ZM50 224H51V226H50ZM85 224H86V222H85ZM85 224H83V225H85ZM60 225H58V226H60ZM68 225V224H67ZM66 225V226H67ZM170 225V224H169ZM263 225L261 224V227H259V231L258 232H260L259 234H257V235H260V236H258L257 238H256V241H259L260 240V243H261V240L263 239V235H261L262 234V231H263V229H264V227H262ZM209 228V229H210ZM28 229H31L32 231L30 232ZM68 229V228H67ZM172 229V228H171ZM260 229H261V231H260ZM54 231L55 232H57V236L56 235H54L53 233H54ZM173 231V230H172ZM254 231H256L257 232V230H254ZM70 232V231H69ZM76 232V231H75ZM74 232V233H75ZM137 232H139L138 230H136L135 229V232L133 231H129V235L128 234H126L125 233V237H123L124 238V241H126L125 243H124V245H128V246H130L129 248H128V250L131 248V251L133 252L134 251V253L136 254V251L139 249V244H137L136 243V239L138 238L139 239V236L137 235ZM60 233V234H59ZM131 234H135V236L134 235H131ZM203 236V235H202ZM131 237V238H130ZM137 237V238H136ZM131 240H130V239ZM159 241H157V240H154V242H151L150 241V243H146V242H142V246H143V250H141L142 252H143V254H145V256L148 258V257H153V255H154V253L156 252V251H162V250H164V248H166V246L163 244V243H168V245H170V246H174L175 244H176V241L174 240V239H172V238H169L168 240L167 239H164L161 235L159 236ZM130 240V245H129V241ZM147 240H149V239H147ZM99 242V243H98ZM36 243H38L37 245H36ZM42 243V244H41ZM47 243H44V244H46L47 245ZM244 245L246 244L245 242H242ZM256 243V242H255ZM255 243H254V241L252 242V248H255L256 247V249L258 248V250L260 251V253H262L263 255H264V250H261V248H259L260 247V243H259V245L257 244V245H255ZM101 244V243H100ZM70 245V246H69ZM73 245V244H72ZM167 245V246H168ZM184 244L183 243H181L180 244V246H183ZM218 245H219V241H218ZM103 247V248H102ZM49 249V250H48ZM218 249V248H217ZM220 250V249H219ZM122 251V252H121ZM130 250L128 251V253H130V254H134V253H132ZM26 252V253H25ZM42 253H44L45 255H46V252H44V251H41ZM179 252H181L180 250H179ZM183 252V251H182ZM22 254H26L27 256H29L30 258H31V260H36V259H40V257L38 256V255H36V254H34V253H32V252H30V251H28L26 248H24V250L22 251ZM83 255V256H82ZM84 256H86V257H84ZM85 258L86 260V262L83 260V259ZM186 260H188V258H187V256H186V258H185ZM215 261V260H214ZM25 263V261H22V260H20V259H18V258H16V257H14V256H11V255H8L7 253H0V264H24ZM218 263L220 264V262L218 261ZM213 264H216V262H213ZM222 264V263H221Z\"/></svg>","mask_w":264,"mask_h":264},{"label":"snow or ice","instance_id":"snow-or-ice-1","mask_svg":"<svg viewBox=\"0 0 264 264\" xmlns=\"http://www.w3.org/2000/svg\"><path fill=\"white\" fill-rule=\"evenodd\" d=\"M55 2V0H54ZM121 4H122V10L124 12L125 15H127L128 13V10L130 8V4L128 2V0H121ZM105 15H107V13H105ZM20 33L21 34H24L22 35V38H23V46L24 48L28 49V56L29 57H33L35 58V54L33 53V51L31 50L30 46L28 45L27 43V39H26V34H25V29L24 28H20L19 29ZM261 31H264V29H261ZM99 51L101 52L102 54V57H103V70H102V77L104 79V81L106 82L105 83V88L107 89V93L106 94H110V91H111V86H112V80L110 79V73L107 71V67H108V61H109V56H108V53L106 52L105 49L103 48H100ZM253 59H255V56H253ZM156 60V57L155 56H152V62H155ZM37 63H39L41 65V67L43 68L44 72L46 73L47 72V69L46 67L43 66V63L41 61H39L37 59ZM151 68V64H149V69ZM121 79H123V77L121 76ZM147 77L145 76L142 80H141V83H144V80H146ZM124 83H127V80L124 79L123 81ZM44 85H45V89H44V100H45V108L47 107V100H48V95H47V79L45 78L44 80ZM130 87V85H129ZM57 175H59V170L57 169ZM57 195H59V191L57 190ZM133 199L137 201V204L139 206V201L138 199L133 196ZM192 202L193 203H196V200L195 198H192ZM105 199H101L100 201V208H101V211H103L104 207H105ZM144 209L142 206H140V212L143 213ZM190 222L193 223V227L195 228V230L197 231V233L201 234V235H205V233L202 232V230L195 225V222L194 221H191V218H189ZM65 225H67V218L65 217V221H64ZM136 223L138 224L139 221H136ZM65 231H67V227H65ZM260 248L261 250H264V239L261 240V243H260Z\"/></svg>","mask_w":264,"mask_h":264}]
</instances>
